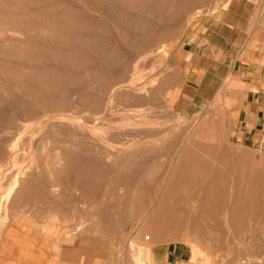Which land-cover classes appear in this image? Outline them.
<instances>
[{"label": "rangeland", "instance_id": "obj_1", "mask_svg": "<svg viewBox=\"0 0 264 264\" xmlns=\"http://www.w3.org/2000/svg\"><path fill=\"white\" fill-rule=\"evenodd\" d=\"M257 48L264 0H0V264H264V135L230 109ZM179 154L216 208L163 195Z\"/></svg>", "mask_w": 264, "mask_h": 264}, {"label": "crops", "instance_id": "obj_2", "mask_svg": "<svg viewBox=\"0 0 264 264\" xmlns=\"http://www.w3.org/2000/svg\"><path fill=\"white\" fill-rule=\"evenodd\" d=\"M257 50L259 52L252 55L242 52L240 61L236 59L231 64L232 70L237 72L234 80L239 89L230 108L233 121L237 124L234 128L239 129L243 140L250 139L252 143L264 135V51L261 48ZM23 246L24 264H44L47 261L42 255H36L28 245ZM159 264L189 263L185 260L183 250L173 248L162 253Z\"/></svg>", "mask_w": 264, "mask_h": 264}, {"label": "bare ground", "instance_id": "obj_3", "mask_svg": "<svg viewBox=\"0 0 264 264\" xmlns=\"http://www.w3.org/2000/svg\"><path fill=\"white\" fill-rule=\"evenodd\" d=\"M15 31V30H14ZM12 34V33H11ZM153 134V133H152ZM150 135H151V133H150ZM146 136H147V134H146ZM146 136H144V137H146ZM148 137V136H147ZM147 146V145H146ZM145 150H146V148H144ZM120 150V149H119ZM142 156V155H141ZM147 156V155H146ZM144 158V157H143ZM141 159V158H140ZM146 160H147V158H145ZM177 160L172 164V170L170 171V175H169V181H168V183H167V186L166 187H164V186H162V190H164V192H163V195L165 194V193H167V192H173V191H175V189L177 190L178 188H182V187H184V188H186L187 190H189V196H191V199H189V201H187V203H189V205L191 206V208L193 207L192 206V204L193 203H197V204H199V205H205V204H207L208 202L210 203V205L212 204V203H214L215 205H211V208L212 207H215L216 206V203L215 202H212L211 201V199L212 198H210V193H212V192H215V191H218L219 189H217V186L219 185H216V183H218V181L215 183V180L219 177V179H220V175L219 174H222V173H220L219 171H216V169H212V168H210L209 169V166L208 165H206V166H208V168H205L204 170H202L201 169V167H199V166H195L196 164H194L193 162H195L196 161V159H195V161H193V162H190V159H189V157H186V156H184V155H181V154H179L178 156H177V158H176ZM198 159V158H197ZM136 160V159H135ZM143 161V160H142ZM152 161V160H151ZM123 162H126V160H123ZM140 162V161H139ZM125 164H127V163H125ZM141 164V163H140ZM130 165V164H129ZM203 165V164H202ZM211 165V164H210ZM142 166V165H141ZM169 166V165H168ZM212 166V165H211ZM210 166V167H211ZM164 164L163 163H161L160 161H159V168H152V171L153 172H157L158 170H164ZM214 168V167H213ZM201 169V170H200ZM121 170V169H120ZM168 170V169H167ZM115 171V170H114ZM142 171V170H141ZM160 171V172H161ZM198 171V172H197ZM199 171H202V172H199ZM223 171V170H222ZM225 171V170H224ZM223 171V172H224ZM134 172V171H133ZM143 172V171H142ZM159 172V173H160ZM119 173H121V172H119ZM158 173V174H159ZM227 173V172H226ZM144 175V174H143ZM160 175V174H159ZM124 176V175H123ZM130 176V175H129ZM157 177V176H156ZM162 178H163V176H161ZM225 177H226V174H225ZM228 177V176H227ZM230 177V176H229ZM160 178V177H159ZM159 178H157V180L159 179ZM223 179H224V177H223ZM102 180V179H101ZM101 180H100V182H101ZM159 182H160V180H158ZM146 181H144V183H145ZM244 182V181H243ZM143 183V184H144ZM103 184V183H102ZM153 185V184H152ZM152 185H150V186H152ZM242 185V184H241ZM154 186V185H153ZM160 187V186H159ZM224 187V186H223ZM222 187V188H223ZM258 187V186H257ZM143 188V187H142ZM242 188V187H241ZM150 189V188H149ZM158 189V188H157ZM154 190H156V188L154 189ZM239 191H240V189H239ZM241 192V191H240ZM245 192V191H244ZM148 193H150L149 191H148ZM188 193V192H187ZM173 194V193H172ZM202 194V197L200 196L199 197V195H201ZM203 194L205 195V197H203ZM216 194V193H215ZM177 194H175V196H176ZM236 195H237V193H236ZM241 195V194H240ZM173 196V195H172ZM174 196V197H175ZM181 196V195H180ZM242 196H243V193H242ZM178 197V196H177ZM176 197V198H177ZM208 197V198H207ZM236 197V196H235ZM241 197V196H240ZM162 198H164V197H162ZM171 198V197H170ZM182 198V197H181ZM184 198V197H183ZM237 198H239V197H237ZM175 199V198H174ZM205 199H206V201H205ZM184 200H185V198H184ZM183 200V201H184ZM239 200V199H238ZM245 201H246V199H245ZM236 202V201H235ZM249 202V201H248ZM247 202V203H248ZM237 203V202H236ZM235 203V205H237ZM240 203V202H239ZM243 203H245V202H243ZM167 204V203H166ZM178 204H179V202H178ZM181 204V203H180ZM196 204V205H197ZM241 204H242V202H241ZM159 205V204H158ZM161 205V204H160ZM167 205H169V204H167ZM174 205H175V203H174ZM194 205V204H193ZM240 205V204H239ZM178 206V205H177ZM177 206H174V208L175 207H177ZM189 206V207H190ZM209 206V205H208ZM242 205H240V207H241ZM196 207H198V206H196ZM169 208V207H168ZM173 208V209H174ZM210 208V209H211ZM216 208V207H215ZM159 209V208H158ZM197 209V208H196ZM166 210V209H165ZM171 210V209H170ZM194 210H195V208H194ZM212 210V209H211ZM157 211V210H156ZM173 211L174 210H172V214H173ZM179 211H181V209L179 210ZM190 211V210H189ZM196 211V210H195ZM194 211V212H195ZM199 211V210H198ZM198 211H197V214H198ZM203 211V210H202ZM201 211V212H202ZM184 212H185V210H184ZM204 212V211H203ZM208 212H209V210H208ZM156 214H157V212H155ZM176 214V213H175ZM200 214V213H199ZM151 215V214H150ZM164 215H166V214H164ZM185 216H186V214H184ZM195 215V214H194ZM104 216V215H103ZM163 216V215H162ZM146 217V216H145ZM148 217V216H147ZM163 217H165V216H163ZM149 218V217H148ZM187 218V217H186ZM201 218V217H200ZM174 219V218H173ZM182 218H180V220H181ZM187 219H189L190 220V222H191V220L193 221L194 219H196L194 216H193V214L192 213H190L189 215H188V218ZM198 219V218H197ZM196 219V220H197ZM148 220V219H147ZM146 221V220H145ZM165 220H163V222H164ZM183 221H185L184 219H183ZM200 221V220H199ZM162 222V223H163ZM153 223V222H152ZM148 224V223H147ZM149 225V224H148ZM172 225V224H171ZM142 252V251H141Z\"/></svg>", "mask_w": 264, "mask_h": 264}]
</instances>
